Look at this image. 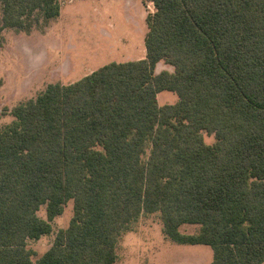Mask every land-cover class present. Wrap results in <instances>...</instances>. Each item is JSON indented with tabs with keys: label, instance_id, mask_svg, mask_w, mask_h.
Returning a JSON list of instances; mask_svg holds the SVG:
<instances>
[{
	"label": "trees",
	"instance_id": "16d2710c",
	"mask_svg": "<svg viewBox=\"0 0 264 264\" xmlns=\"http://www.w3.org/2000/svg\"><path fill=\"white\" fill-rule=\"evenodd\" d=\"M147 1L143 58L48 83L0 123V264H114L148 214L167 239L210 245V264L264 262V0ZM0 5L2 27L27 30L61 9ZM162 90L177 100L159 104ZM70 199L68 226L37 256L28 240Z\"/></svg>",
	"mask_w": 264,
	"mask_h": 264
},
{
	"label": "rangeland",
	"instance_id": "374dc122",
	"mask_svg": "<svg viewBox=\"0 0 264 264\" xmlns=\"http://www.w3.org/2000/svg\"><path fill=\"white\" fill-rule=\"evenodd\" d=\"M60 15L49 24L38 17L31 27L1 26L0 5V119L10 122L11 108L36 96L48 83L73 82L99 66L142 58L145 55V17L154 10L147 0H59ZM171 70L159 62L155 71ZM174 91L158 93L159 104L173 103ZM211 143L214 133L203 131ZM37 214L46 217L42 205ZM73 215L70 199L61 214L51 221L52 232L28 240L37 256L47 250L58 229L68 226ZM197 224L185 223L182 232L196 231ZM114 264H210L212 248L207 244L177 243L167 239L157 214L140 218L136 228L122 236ZM264 264V262L262 263Z\"/></svg>",
	"mask_w": 264,
	"mask_h": 264
},
{
	"label": "crops",
	"instance_id": "0c3cea01",
	"mask_svg": "<svg viewBox=\"0 0 264 264\" xmlns=\"http://www.w3.org/2000/svg\"><path fill=\"white\" fill-rule=\"evenodd\" d=\"M144 56H145V55H144ZM144 56H143V57H144ZM143 57H142V58H143ZM138 59H139V58H138ZM171 68H172V67H171ZM171 70H172V69H171ZM157 96H158V95H157Z\"/></svg>",
	"mask_w": 264,
	"mask_h": 264
}]
</instances>
